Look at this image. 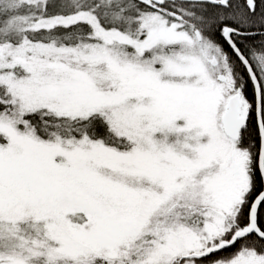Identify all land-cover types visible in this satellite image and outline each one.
I'll return each instance as SVG.
<instances>
[{"label":"snow or ice","instance_id":"1","mask_svg":"<svg viewBox=\"0 0 264 264\" xmlns=\"http://www.w3.org/2000/svg\"><path fill=\"white\" fill-rule=\"evenodd\" d=\"M0 264H264V0H0Z\"/></svg>","mask_w":264,"mask_h":264}]
</instances>
